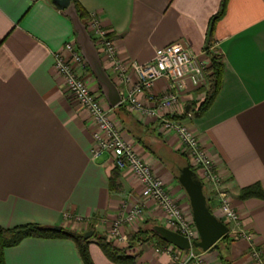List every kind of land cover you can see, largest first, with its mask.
I'll return each mask as SVG.
<instances>
[{
    "label": "crops",
    "instance_id": "obj_1",
    "mask_svg": "<svg viewBox=\"0 0 264 264\" xmlns=\"http://www.w3.org/2000/svg\"><path fill=\"white\" fill-rule=\"evenodd\" d=\"M75 1L87 20L95 17L114 41L125 78L102 64L121 95L137 81L131 64L151 60L157 47L182 43L208 66L210 54L222 57L219 87L210 104L197 113L210 84L203 89L187 82L170 114L184 113L180 119L210 156L238 213L239 228L251 234L264 259V196L243 198L239 193L249 186L264 192V0ZM223 1L224 12L210 28ZM71 40L75 41L72 23L53 0H0L2 227L38 223L82 234L92 228L102 235L121 209L141 201V184L129 170L115 167L108 152L92 154L94 126L54 69L53 53ZM90 87L98 89L95 79ZM166 89L167 81L159 79L152 92ZM139 98L145 100L144 95ZM110 110L122 136L191 216L187 195L170 166L178 155L186 157L179 138L161 130L158 120L129 109L126 117L118 109ZM113 170L115 187L110 183ZM199 179L208 207L221 219L216 190ZM144 209L137 228L125 227L127 236L138 228L150 236L140 246L126 249L134 258L132 264H181L190 248L206 264H254L249 243L229 234L210 251L191 246L174 257L166 251L172 244L161 243L151 233L153 225H162V216L151 200L145 201ZM87 242L92 264H120L106 257L95 236ZM4 260L5 264H84L74 242L65 238L21 239L4 249Z\"/></svg>",
    "mask_w": 264,
    "mask_h": 264
},
{
    "label": "built area",
    "instance_id": "obj_2",
    "mask_svg": "<svg viewBox=\"0 0 264 264\" xmlns=\"http://www.w3.org/2000/svg\"><path fill=\"white\" fill-rule=\"evenodd\" d=\"M87 31L94 40L101 61L111 66L120 78H125L126 68L116 58L113 39L101 27L100 22L92 17L87 20ZM74 40L67 41L62 48L53 53L55 71L63 78L68 93L72 99L84 108L94 126L92 154L99 156L108 152L112 163L118 169L129 170L141 184V201L129 207H124L115 218L108 223L106 237L114 245L128 243L125 227H138L144 217L145 201L151 200L162 216V225L185 235L188 240L198 238L192 217L184 211L172 196L164 182L157 177L145 158L134 148L131 142L122 136L121 128L111 113L99 90L90 87L94 77L89 72L88 65L80 53ZM208 61L192 53L182 43H170L157 47L151 60L144 63H132L131 69L137 75V81L122 95L121 104L129 111H135L146 118L158 120L160 129L175 134L186 154L189 166L216 190L221 220L227 225V234L233 239L246 240L250 245V255L254 264H264L260 250L253 245L252 236L239 228V216L230 202L228 193L221 185V179L215 173L214 164L202 146L198 136L170 111L179 104L180 96L189 82L193 87H208L206 76ZM167 81V89L161 93H153L155 81ZM139 95H144L141 100ZM190 116V113H186ZM226 234V235H227ZM166 251H171L174 257L180 249L169 245ZM206 264L201 256L191 248L187 250L181 264Z\"/></svg>",
    "mask_w": 264,
    "mask_h": 264
},
{
    "label": "water",
    "instance_id": "obj_3",
    "mask_svg": "<svg viewBox=\"0 0 264 264\" xmlns=\"http://www.w3.org/2000/svg\"><path fill=\"white\" fill-rule=\"evenodd\" d=\"M55 5L60 8L64 15L69 17L75 33L76 47L79 48L81 55L88 65L89 72L92 73L100 94L110 108H116L121 104L122 95L118 86L112 81L105 70L95 46L94 40L88 34L86 25L80 20L75 9L74 2L71 0H53ZM179 185L187 195L191 216L198 233V238L188 240L185 235L172 231L163 225H153L152 230L156 232L164 241L176 246L180 250H187L191 246L203 251H210L215 243L227 234V225L208 207L203 184L189 165H183L177 175ZM53 230H60V226H50ZM93 231L89 230L83 234L84 238L92 236Z\"/></svg>",
    "mask_w": 264,
    "mask_h": 264
},
{
    "label": "trees",
    "instance_id": "obj_4",
    "mask_svg": "<svg viewBox=\"0 0 264 264\" xmlns=\"http://www.w3.org/2000/svg\"><path fill=\"white\" fill-rule=\"evenodd\" d=\"M75 5V9L77 11V14L80 18V20L87 25V18L86 15L83 13L78 4L75 0H72ZM224 12V1L219 9V11L213 15L210 19V28L212 27L214 21L220 17ZM210 65L209 67V75H208V82L209 87L206 92V97L204 102L200 105L198 108L199 112H202L208 104H210L211 100L213 99L215 93L218 90L219 87V81H220V74H221V68H222V57L218 54H210ZM90 71V70H89ZM99 90V89H98ZM115 108V107H114ZM115 109H118L120 111V114L122 116H128V112L125 109V107L120 104L117 105ZM185 155L180 154L178 155L177 159H175L173 162L170 163L171 170L173 171V174L175 178L177 179V175L179 174L180 168H182L183 165H189ZM171 161V160H170ZM193 169V168H192ZM194 170V169H193ZM116 177V170H113L111 177H110V183L112 187H115L116 184L114 182V179ZM241 197H248L252 194H261L264 196V192H262L261 188L258 186H249L246 188L241 189L239 192ZM92 229V228H91ZM93 230V229H92ZM151 233L158 237V241L164 244H168L166 241H164L158 234L151 231ZM84 234V233H83ZM82 233H76L74 231H71L69 229L61 228L60 230H53L50 228V226H44L38 223H26L22 225H17L13 227H2L0 226V264H5L4 260V249L7 247L14 246L21 241V239L33 237V238H65L69 239L74 242L76 245L80 257L84 264H92V261L90 259L89 253H88V238H84ZM146 235H148V231L142 230V229H136L128 233V243L125 247H117L113 244L110 240L107 239L105 234L97 235L95 231H93V236L96 237V240L102 249L103 253L106 255L108 259H110L113 262L120 263V264H132L134 261V258L126 254V249H130L132 247V244L139 240L140 236L144 238V240H148ZM227 239V235H224L220 240L223 242ZM219 240V241H220ZM195 249H198L195 248Z\"/></svg>",
    "mask_w": 264,
    "mask_h": 264
},
{
    "label": "rangeland",
    "instance_id": "obj_5",
    "mask_svg": "<svg viewBox=\"0 0 264 264\" xmlns=\"http://www.w3.org/2000/svg\"><path fill=\"white\" fill-rule=\"evenodd\" d=\"M89 230H91V229H87L86 230V232L87 231H89ZM93 234V233H92ZM91 237H93V236H90V238ZM146 237H147V239H149L150 238V236L149 235H146ZM96 238V237H95ZM127 240H128V238H127ZM146 240H144V238L142 237V236H140V238H139V240H137L136 242H134L133 244H132V246L134 245V246H140V244L141 243H144ZM147 242V241H146Z\"/></svg>",
    "mask_w": 264,
    "mask_h": 264
}]
</instances>
